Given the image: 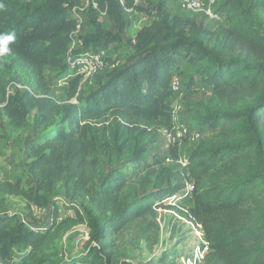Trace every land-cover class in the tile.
<instances>
[{
    "label": "trees",
    "instance_id": "1",
    "mask_svg": "<svg viewBox=\"0 0 264 264\" xmlns=\"http://www.w3.org/2000/svg\"><path fill=\"white\" fill-rule=\"evenodd\" d=\"M86 12L90 32L73 51L122 45L130 25L126 11L143 12L141 26L118 64L86 95L81 76L67 60L81 0H0V36L14 34L0 56V99L12 126L26 129L28 179L0 182V194L49 207L39 225L18 211L0 215V259L10 264H134L119 260L116 241L124 230L150 217L193 183V204L185 213L203 227L210 252L204 264H264V25L256 0H223L217 10L226 23L207 27L174 13L167 0H93ZM102 15L114 22L109 28ZM4 46L0 42V47ZM198 63L183 81L188 118L208 127L184 164L161 166L153 188L139 193L130 182L154 152L159 132L172 126L177 94L172 81L182 60ZM69 85V100L51 96L46 67ZM208 93L195 100V77ZM175 159L179 147L171 148ZM159 161H156V164ZM103 176L98 188L91 184ZM80 200V201H79ZM63 203L66 216L60 219ZM69 209L74 217L67 215ZM85 225L80 249L57 257L58 240ZM166 264V263H164Z\"/></svg>",
    "mask_w": 264,
    "mask_h": 264
},
{
    "label": "rangeland",
    "instance_id": "2",
    "mask_svg": "<svg viewBox=\"0 0 264 264\" xmlns=\"http://www.w3.org/2000/svg\"><path fill=\"white\" fill-rule=\"evenodd\" d=\"M167 1L172 4L171 8L174 13H179L183 16H193L181 9L175 0ZM153 2L156 3V0H153ZM137 3L148 6L144 0H138ZM255 10L264 25V0L255 1ZM126 15L130 19V25L125 32L122 45L119 46L118 43H114L107 48L110 61L121 59L129 47V40L133 39L137 30L148 22V18L143 12L126 11ZM194 17L207 27H214L217 23H226L225 18L222 21H205L201 16L194 15ZM101 19L109 28H115L114 22L107 18L106 15H102ZM90 29V20L86 16L83 35L89 33ZM197 67L198 63H191L184 59L181 61L176 75L182 81H185L191 74L195 73ZM105 74L102 71L93 78V83L83 85L78 96H84L91 89L97 87L98 82L104 79ZM56 75L52 67H46V77L51 85L52 98L57 103L71 101L72 99L69 100L68 98L69 85L67 81L58 79ZM195 79L196 85L194 87L197 92L189 99L197 100L206 95L208 90L201 83L199 77L196 76ZM187 91L186 88H182L174 100V104L181 105L183 108L180 116L184 121L189 117L186 103ZM2 107L0 105V182L15 181L18 177L27 180L25 152L31 142L30 129L33 115L28 117L26 129H18L11 125L9 119L2 111ZM198 128L202 130L203 134L207 133L208 127L200 126ZM192 147L188 143H182L180 147L181 157H187ZM168 152L167 140L160 132L159 142L154 152L148 154L143 160L139 174L131 177L130 182L137 187L139 193L152 190L156 173L161 166L169 165L176 168L180 165L166 161ZM156 161H159V163L156 164ZM102 179L103 176H98L91 184L93 191L98 188ZM192 204L193 199L190 195L167 200L157 209L158 214L155 221L148 217L146 220L140 219L127 227L116 241L118 259H129L134 264H204L210 248L205 238L203 227L198 226L194 220L188 218L185 214ZM62 205L60 219L66 216V213H63L66 204L63 203ZM14 210L21 214L23 220L30 223L34 220L41 226L48 224L51 220L49 207L30 205L22 197L0 194V215L8 214ZM67 215L74 217L75 213L72 209H69ZM87 232L88 229L85 225H78L65 233L58 240L57 257L61 258L70 254L74 249H80ZM0 264H10V261L0 259Z\"/></svg>",
    "mask_w": 264,
    "mask_h": 264
},
{
    "label": "built area",
    "instance_id": "3",
    "mask_svg": "<svg viewBox=\"0 0 264 264\" xmlns=\"http://www.w3.org/2000/svg\"><path fill=\"white\" fill-rule=\"evenodd\" d=\"M138 0H136L137 2ZM223 0H175L178 6L185 10L187 13L203 17L205 21H222L225 15L217 10L218 6ZM95 6L93 0H81L80 4L73 7V14L77 19L76 29L72 33V43L69 50L67 60L71 67L75 70V75L81 76V82L78 88V93L82 90L83 85L87 83H93V78H95L102 71H107L118 64V61H110L109 50L99 49V50H88L79 55H74L73 51L81 48L83 46V28L84 20L86 19V12L90 6ZM170 8L172 4L169 2ZM127 11H132L128 9ZM195 18V17H194ZM183 88V81L178 75H175L172 81V89L178 95ZM176 99V98H175ZM71 101L77 102L74 98ZM5 101L0 99V105L4 106ZM183 108L181 105L172 104V126L164 127L160 132L165 136L167 140V146H169V152L166 161L169 163L184 164L185 158L180 155V147L182 143H188L194 145L203 136L202 130H200L195 124L190 121H184L181 119V112ZM159 132V133H160ZM174 146L179 147V158L175 159L171 155V148ZM193 193V183L189 180L185 181V188L182 189L178 194L172 196L167 200H174L183 195H190L192 197ZM166 200V201H167ZM201 227V224H198ZM88 238V232L86 234Z\"/></svg>",
    "mask_w": 264,
    "mask_h": 264
},
{
    "label": "clouds",
    "instance_id": "4",
    "mask_svg": "<svg viewBox=\"0 0 264 264\" xmlns=\"http://www.w3.org/2000/svg\"><path fill=\"white\" fill-rule=\"evenodd\" d=\"M15 39V35L14 34H6L3 36H0V42H2V44L4 46L0 47V56H4L9 54L10 49L6 46L9 42L13 41Z\"/></svg>",
    "mask_w": 264,
    "mask_h": 264
}]
</instances>
